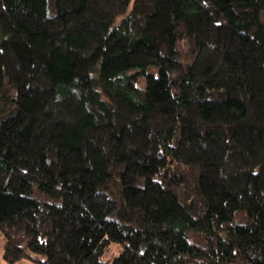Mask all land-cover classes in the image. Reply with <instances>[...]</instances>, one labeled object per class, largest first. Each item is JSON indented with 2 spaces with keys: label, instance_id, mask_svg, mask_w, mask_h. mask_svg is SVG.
I'll list each match as a JSON object with an SVG mask.
<instances>
[{
  "label": "trees",
  "instance_id": "trees-1",
  "mask_svg": "<svg viewBox=\"0 0 264 264\" xmlns=\"http://www.w3.org/2000/svg\"><path fill=\"white\" fill-rule=\"evenodd\" d=\"M0 232L8 264H264V0H0Z\"/></svg>",
  "mask_w": 264,
  "mask_h": 264
},
{
  "label": "rangeland",
  "instance_id": "rangeland-1",
  "mask_svg": "<svg viewBox=\"0 0 264 264\" xmlns=\"http://www.w3.org/2000/svg\"><path fill=\"white\" fill-rule=\"evenodd\" d=\"M3 244H4V240H3V235L0 232V264H8L6 262H4L3 260ZM115 247L112 248V250L110 252H108L107 257L109 256V258L111 257L112 252L114 251Z\"/></svg>",
  "mask_w": 264,
  "mask_h": 264
}]
</instances>
